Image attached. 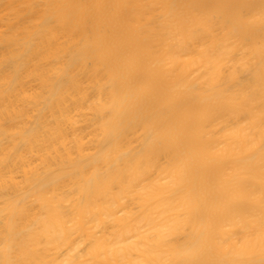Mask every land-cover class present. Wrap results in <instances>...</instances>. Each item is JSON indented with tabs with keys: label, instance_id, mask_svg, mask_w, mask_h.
<instances>
[{
	"label": "bare ground",
	"instance_id": "1",
	"mask_svg": "<svg viewBox=\"0 0 264 264\" xmlns=\"http://www.w3.org/2000/svg\"><path fill=\"white\" fill-rule=\"evenodd\" d=\"M0 264H264V0H0Z\"/></svg>",
	"mask_w": 264,
	"mask_h": 264
}]
</instances>
